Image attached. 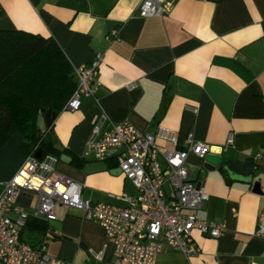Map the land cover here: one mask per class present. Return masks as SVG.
<instances>
[{
  "label": "crops",
  "instance_id": "crops-1",
  "mask_svg": "<svg viewBox=\"0 0 264 264\" xmlns=\"http://www.w3.org/2000/svg\"><path fill=\"white\" fill-rule=\"evenodd\" d=\"M139 1L0 0L1 28L52 36L73 66L102 53L96 99L82 97L78 109H62L53 119L54 140L69 156L56 154L55 168L82 182L83 196L93 201L120 203L110 194L136 193L113 148L105 169L83 170L94 161L83 150L101 111L143 131L169 127L181 144L190 130L210 144H223L232 133L233 145L220 155L224 161L253 160L252 181L226 171L228 181L221 169H205L204 159L192 153L186 161L196 182L203 171L209 195L197 215L224 223L225 230L218 237L193 230L200 251L191 256L163 238L151 264H264V237L255 234L264 210V157H254L264 144V0H169L164 14L151 16L138 14ZM113 28L118 36L107 39ZM21 140L16 132L0 147V191L26 156L18 149ZM75 158L84 164L76 166ZM36 197L21 190L15 202L32 211ZM54 211L51 220L31 215L21 237L72 264H94L91 251H102L97 264L112 263L113 243L97 221L64 204Z\"/></svg>",
  "mask_w": 264,
  "mask_h": 264
},
{
  "label": "built area",
  "instance_id": "built-area-1",
  "mask_svg": "<svg viewBox=\"0 0 264 264\" xmlns=\"http://www.w3.org/2000/svg\"><path fill=\"white\" fill-rule=\"evenodd\" d=\"M168 1L140 0L137 12L141 16L164 14ZM117 36L118 29L113 28L106 38ZM101 61L102 53L96 52L91 60L74 66L76 85L63 109H78L82 97L96 99ZM157 139L170 146L158 144ZM233 143L232 133L223 144H210L194 139L190 130L181 144L176 131L169 127L158 125L153 131H143L128 120L114 122L101 111L86 138L83 154L106 161L110 149H115L116 164L133 182L136 193H111L120 203L93 201L83 196L82 182L56 170V154L47 152L40 158L26 154L14 174L4 180L0 191V264H72L47 252L43 243L32 244L21 237L31 215L55 219L57 204L78 208L85 218L102 226L113 243L111 264H151L154 255L163 248V238L186 256L199 252L193 230L218 237L226 227L222 222L197 215L209 195L202 184L197 185L191 178L187 157L192 153L204 159L209 153L220 154ZM254 157H264V144ZM21 190L36 193L32 211L15 202ZM255 234L264 237V210L258 215ZM91 254L94 264L101 261L102 251Z\"/></svg>",
  "mask_w": 264,
  "mask_h": 264
},
{
  "label": "trees",
  "instance_id": "trees-1",
  "mask_svg": "<svg viewBox=\"0 0 264 264\" xmlns=\"http://www.w3.org/2000/svg\"><path fill=\"white\" fill-rule=\"evenodd\" d=\"M75 85L74 66L52 36L0 27V147L18 132L21 152L33 154L41 147L44 153L59 155L52 138L53 119ZM48 109L54 113L53 119L39 128L38 113ZM73 162L82 166L84 159ZM221 172L231 180L226 170L221 168Z\"/></svg>",
  "mask_w": 264,
  "mask_h": 264
},
{
  "label": "water",
  "instance_id": "water-1",
  "mask_svg": "<svg viewBox=\"0 0 264 264\" xmlns=\"http://www.w3.org/2000/svg\"><path fill=\"white\" fill-rule=\"evenodd\" d=\"M54 113L51 110H46L38 113L37 116V125L39 128H44L46 125H48L52 119H53ZM52 138L54 136L52 135ZM54 147L60 151H62L60 158L61 159H67L69 156H67L65 153H63L64 147L59 142H54ZM36 157H41L44 154V150L41 147H37L33 153ZM203 167L205 169H218L221 168L226 170L232 178H238L242 179L244 181H252L253 178V168H254V162L253 160L248 161H224L222 159V156L220 154H214L209 153L205 156ZM106 168V161H99L94 160L90 162H86L83 166V170L85 172H90L98 169H105ZM119 168V167H118ZM202 175L203 171H201L198 180L197 185L202 184ZM258 185V181H254V186Z\"/></svg>",
  "mask_w": 264,
  "mask_h": 264
}]
</instances>
